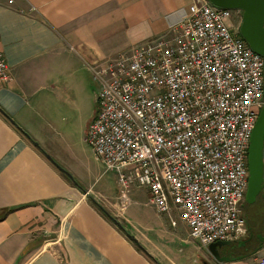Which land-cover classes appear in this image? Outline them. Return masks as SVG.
Masks as SVG:
<instances>
[{"label": "crops", "instance_id": "crops-1", "mask_svg": "<svg viewBox=\"0 0 264 264\" xmlns=\"http://www.w3.org/2000/svg\"><path fill=\"white\" fill-rule=\"evenodd\" d=\"M192 1L0 0V51L11 75L0 83V264H218L183 225L154 212L146 189L131 188L122 209L117 182L113 190L84 186L61 160L92 70L171 39ZM137 198L148 201L144 209L133 206ZM255 205L264 208V148L263 189L250 215ZM244 218L243 240L261 235ZM262 232L249 252L219 249L242 257L221 264L263 257Z\"/></svg>", "mask_w": 264, "mask_h": 264}, {"label": "built area", "instance_id": "built-area-1", "mask_svg": "<svg viewBox=\"0 0 264 264\" xmlns=\"http://www.w3.org/2000/svg\"><path fill=\"white\" fill-rule=\"evenodd\" d=\"M241 21V10L193 0L171 39L92 70L100 91L85 141L115 175L122 209L131 188H144L158 215L206 249L249 234L242 207L264 57L241 37ZM10 78L0 51V83Z\"/></svg>", "mask_w": 264, "mask_h": 264}, {"label": "rangeland", "instance_id": "rangeland-1", "mask_svg": "<svg viewBox=\"0 0 264 264\" xmlns=\"http://www.w3.org/2000/svg\"><path fill=\"white\" fill-rule=\"evenodd\" d=\"M226 23L230 29L234 28L232 27L231 21L228 20ZM237 28L239 29V26ZM99 91L100 83L94 78L92 82V89H90V92H87L88 96L84 99V104L80 106L79 109H76V112L72 113L70 116L76 128L68 135L67 141H69L70 145L68 143L66 144V148H64L62 151L64 159L61 160L65 162L69 172L73 174V176L80 183L84 184V186L88 187L93 185L94 189L96 190H113V187H115L116 184V179L113 177V173L104 174L105 172L103 164L85 142L88 126L82 129L84 124L86 125L89 120H92L94 113L97 111L96 99ZM132 200L134 204L133 206L139 205L143 209L145 204L148 202L146 199L143 200L139 198ZM250 206L251 205L248 203L244 204L245 212L243 213V216L245 215L249 219L250 226L254 232L263 235L262 230H264V208L255 205L253 206V211L250 215L247 211L248 208H251ZM152 209L154 212H156L153 206ZM151 211L152 210H149L148 212L151 213ZM256 245L257 236L253 237L248 243H246V245L243 246L241 250H247L249 252L254 249Z\"/></svg>", "mask_w": 264, "mask_h": 264}, {"label": "water", "instance_id": "water-1", "mask_svg": "<svg viewBox=\"0 0 264 264\" xmlns=\"http://www.w3.org/2000/svg\"><path fill=\"white\" fill-rule=\"evenodd\" d=\"M214 6L229 9L241 10L242 21L239 28L241 37L248 46L258 55L264 57V0H208ZM263 148H264V107L260 111L258 119L251 133L248 149V187L245 201L248 204L255 203L257 197L263 189ZM62 170L61 168H59ZM63 171V170H62ZM113 221L118 224L114 219ZM261 243L263 236L257 237ZM250 241L243 240L237 242L236 247H243ZM229 242H217L208 247V252L213 260L218 263L232 262L242 257L221 256L219 249L230 247ZM261 244H259V247ZM235 247L232 246V248ZM257 251L255 249L254 253Z\"/></svg>", "mask_w": 264, "mask_h": 264}, {"label": "flooded vegetation", "instance_id": "flooded-vegetation-1", "mask_svg": "<svg viewBox=\"0 0 264 264\" xmlns=\"http://www.w3.org/2000/svg\"><path fill=\"white\" fill-rule=\"evenodd\" d=\"M234 245H235V247H236L237 243H231L230 247H225V248H226V249H234L235 247L232 248V246H234ZM220 254H221V253H220ZM221 256H228V257H229L230 255H222V254H221Z\"/></svg>", "mask_w": 264, "mask_h": 264}]
</instances>
